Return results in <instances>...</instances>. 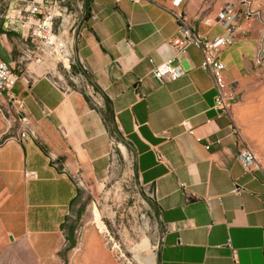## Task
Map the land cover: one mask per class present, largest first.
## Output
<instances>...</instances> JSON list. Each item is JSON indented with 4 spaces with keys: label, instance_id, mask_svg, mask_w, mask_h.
<instances>
[{
    "label": "crops",
    "instance_id": "crops-1",
    "mask_svg": "<svg viewBox=\"0 0 264 264\" xmlns=\"http://www.w3.org/2000/svg\"><path fill=\"white\" fill-rule=\"evenodd\" d=\"M227 4L240 11L236 40L219 56L241 95L233 117L264 162V77L256 64L264 0H182L178 8L172 0H62L63 36L77 43L71 64L30 58L35 47L27 33L5 31L0 14V59L22 75L15 92L28 118L22 124L0 106V264H123L93 230L66 252L80 189L94 190L112 166L106 100L158 212V264H234L233 250L239 264H264V169L248 173L239 162L241 144L214 108L201 51L188 50L180 63L187 74L174 82L152 74L175 56L176 14L215 39L225 32L216 19ZM258 8L263 18L249 16ZM19 130L27 138H11ZM25 171L38 179L26 180Z\"/></svg>",
    "mask_w": 264,
    "mask_h": 264
},
{
    "label": "built area",
    "instance_id": "built-area-1",
    "mask_svg": "<svg viewBox=\"0 0 264 264\" xmlns=\"http://www.w3.org/2000/svg\"><path fill=\"white\" fill-rule=\"evenodd\" d=\"M8 3V11L5 15L3 28L7 32L27 33L29 39L35 47V51L30 53L29 57H34L36 62H42L43 56L57 58L58 62L73 63L71 49L73 40L63 36L66 31L63 21V11L61 8L62 0H5ZM132 3L156 2V0H129ZM250 3L254 0H245ZM182 0H172V6L180 7ZM251 14H256L252 11ZM240 11L235 4H227L218 14L216 21L222 23L225 27L223 35L215 39H208L199 34L192 26L189 19L183 14H176L179 23L177 35L171 40V45L175 51V56L166 62L155 65L152 74L163 84L174 82L187 74L180 65L181 60L188 54L191 47L198 48L203 56L201 68L211 76L216 92L214 108L226 118L229 119L232 131L238 137L241 144L238 152V160L246 172L255 169H264V162L255 154L250 145L243 139L239 128L235 124L233 109L240 100V93L234 84H229L225 78V63L220 59L221 51L233 44L239 31L238 16ZM72 25V29H75ZM264 62V49H260L256 58V63ZM75 63V62H74ZM22 75L14 70L12 66L0 59V106L7 104L8 108L13 110L18 122L25 124L28 118L25 113L23 100L16 94L15 87L21 80ZM189 131L192 130L188 123H185ZM12 128V127H11ZM10 128V130H11ZM10 131L4 133L3 138L7 139ZM26 130H19L13 139L27 138ZM115 138L111 140V150ZM207 149L210 146L206 147ZM161 160V157H159ZM26 180L38 179L35 171H25ZM240 191L239 189H236ZM229 246H231L229 244ZM234 264H239L236 250H233Z\"/></svg>",
    "mask_w": 264,
    "mask_h": 264
},
{
    "label": "rangeland",
    "instance_id": "rangeland-1",
    "mask_svg": "<svg viewBox=\"0 0 264 264\" xmlns=\"http://www.w3.org/2000/svg\"><path fill=\"white\" fill-rule=\"evenodd\" d=\"M7 9V2L0 0V14L6 13ZM254 13L255 17L263 18L262 9L258 8ZM261 24L264 28V20ZM76 44L74 41L72 52ZM257 47L258 52L264 48V34ZM256 64L264 77V62ZM77 65L78 62L73 66ZM113 136L115 144L108 178L94 190L80 189L67 228L74 227L75 247L84 241L88 230H93L97 239L121 257L123 264H158L157 251L163 228L151 192L136 175L130 148L117 132ZM148 251L154 253V258L150 263H144L138 256L145 257Z\"/></svg>",
    "mask_w": 264,
    "mask_h": 264
},
{
    "label": "trees",
    "instance_id": "trees-1",
    "mask_svg": "<svg viewBox=\"0 0 264 264\" xmlns=\"http://www.w3.org/2000/svg\"><path fill=\"white\" fill-rule=\"evenodd\" d=\"M88 11V10H87ZM86 20L89 18V12H87L86 14ZM0 31L1 32H5L1 27H0ZM74 71H77L76 68H72ZM97 90H99L97 87H96ZM111 107H110V102L109 100H106V105H105V108L104 110L101 111L103 117L105 118L107 124L110 126V130L112 133H115L116 132V128L114 126V120L113 118L111 117ZM76 202V201H75ZM74 202V204H75ZM73 234H74V227L71 226L69 229H68V236H67V240H68V245L66 247V252L71 250L72 248L75 247V244H76V241L75 239L73 238Z\"/></svg>",
    "mask_w": 264,
    "mask_h": 264
},
{
    "label": "bare ground",
    "instance_id": "bare-ground-1",
    "mask_svg": "<svg viewBox=\"0 0 264 264\" xmlns=\"http://www.w3.org/2000/svg\"><path fill=\"white\" fill-rule=\"evenodd\" d=\"M138 258L144 263H150L154 258V253L148 251L145 257L140 254Z\"/></svg>",
    "mask_w": 264,
    "mask_h": 264
}]
</instances>
